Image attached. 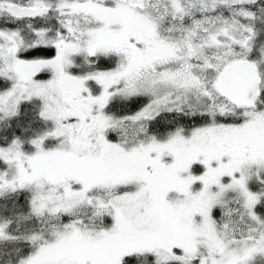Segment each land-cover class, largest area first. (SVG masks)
I'll return each instance as SVG.
<instances>
[{
  "label": "snow or ice",
  "instance_id": "snow-or-ice-1",
  "mask_svg": "<svg viewBox=\"0 0 264 264\" xmlns=\"http://www.w3.org/2000/svg\"><path fill=\"white\" fill-rule=\"evenodd\" d=\"M0 264H264V0H0Z\"/></svg>",
  "mask_w": 264,
  "mask_h": 264
},
{
  "label": "trees",
  "instance_id": "trees-1",
  "mask_svg": "<svg viewBox=\"0 0 264 264\" xmlns=\"http://www.w3.org/2000/svg\"><path fill=\"white\" fill-rule=\"evenodd\" d=\"M51 54H52V53L49 52V51H47V50H45V51H40V52L35 53V55H38V56H45V57L50 56ZM141 106H142V105H138V106H136L135 108L125 109V111H126V112L136 111V110H138L139 107H141Z\"/></svg>",
  "mask_w": 264,
  "mask_h": 264
},
{
  "label": "rangeland",
  "instance_id": "rangeland-1",
  "mask_svg": "<svg viewBox=\"0 0 264 264\" xmlns=\"http://www.w3.org/2000/svg\"><path fill=\"white\" fill-rule=\"evenodd\" d=\"M139 110V109H138Z\"/></svg>",
  "mask_w": 264,
  "mask_h": 264
}]
</instances>
